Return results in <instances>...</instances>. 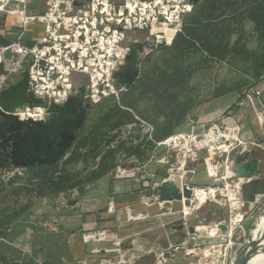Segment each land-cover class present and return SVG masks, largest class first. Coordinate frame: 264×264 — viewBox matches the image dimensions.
<instances>
[{
	"label": "rangeland",
	"instance_id": "374dc122",
	"mask_svg": "<svg viewBox=\"0 0 264 264\" xmlns=\"http://www.w3.org/2000/svg\"><path fill=\"white\" fill-rule=\"evenodd\" d=\"M184 6L190 9L179 17L180 27L175 33L169 31L168 35H162L164 39L161 43H157L149 31L133 36L132 39L137 40L134 43L142 44V52L138 55L137 80L128 90L118 93V97L109 96L95 105L94 133L89 110L86 118L88 126L81 146L72 152L62 166L59 165L69 152L51 171L36 174L25 170L12 171V168L0 171V239L4 236V230H10L12 225H26L32 206L40 200L47 201L58 210L67 201L76 198L77 202H85L98 195L97 192H103L105 185L101 184L112 178L111 174L116 168L125 165L136 155L131 152L133 148L151 150L154 143L173 134L157 141V137H162L161 134L168 129L167 123L173 121L178 122V127L185 126L190 119H196L200 107L221 98L235 97V106L240 107L244 98L261 97L264 93V0H184ZM140 76V81L149 84L126 96L127 104L121 102L123 111L116 115L109 113V102L103 101L112 98L117 102L119 96L129 91ZM152 87L156 88V95L148 92ZM169 95L173 97L167 98ZM177 128L174 126L175 132ZM258 143L261 148L255 151L259 150L264 158V144ZM238 151L239 148L231 159ZM203 155H200L196 165L198 171L192 182L193 187L208 188L212 184V179L206 176ZM233 167L229 174L238 177L240 183L256 177L252 174L242 178ZM246 183L241 185V197L244 202L254 204L250 215L237 227L242 212L239 211L241 204H237L240 188L236 186L228 190L234 206L231 223L220 221L222 225L209 228H219L217 234L225 237H205L201 232L209 229L197 228L208 226L207 223L193 221L192 218L185 222L177 221V217H174L175 223L165 226L167 228L161 233L162 242L155 243V236L149 239L155 249L147 245L138 252L146 251L151 255L149 264H152L155 251L181 241L185 243L183 253L189 251L191 246L196 248L190 262L202 264L205 259L203 250L210 244L221 248L216 256L218 264L223 260H226V264H232L238 248L246 251L256 239L260 218L264 216V176L259 171L258 177ZM206 197L207 194H203V201ZM152 207L158 213V208L155 205ZM207 209L198 212L197 217L206 216ZM263 240L264 231L257 242ZM131 254L130 264H137L139 256L134 252ZM258 254L259 251H255L249 264L257 263Z\"/></svg>",
	"mask_w": 264,
	"mask_h": 264
},
{
	"label": "built area",
	"instance_id": "2783aa9c",
	"mask_svg": "<svg viewBox=\"0 0 264 264\" xmlns=\"http://www.w3.org/2000/svg\"><path fill=\"white\" fill-rule=\"evenodd\" d=\"M76 1L81 4L73 5L72 1L67 0H47L46 10L42 14H34L28 11V0H0V13L13 16L19 25L39 23L43 26L41 37L30 47L20 40L0 44V64H3L7 55L12 57L6 70L0 73V91L7 87L9 81L15 82V76L26 71L29 91L47 107L62 104L82 85L85 86V101L90 105H96L109 96L118 97L121 91L116 89L113 75L124 64L128 44L137 41L132 39L133 36L149 31L155 41L161 43L164 39L162 35H168L169 31L175 33L180 27L179 17L190 9L184 6V0ZM235 108L234 105L224 117L208 125L190 119L185 124L186 129L174 132L163 141L153 142L151 150L142 151L139 156L116 168L111 174L112 179L136 180L142 192V204L147 207L155 205L158 208L157 217H177V221L185 222L190 218L196 219L198 212L211 205L210 210H215L213 216L218 215L214 221L209 220V211L205 221L197 217V220L207 223L208 226L199 227L205 229L222 225L220 221L231 223L234 206L228 190L237 186L240 188L237 204H241L239 211L242 212L239 227L250 215L252 204L244 202L241 197V185H245L246 181L240 183L229 172L238 154L254 152L261 146L255 138L246 136L244 124L235 116ZM13 115L19 120L40 121L48 113L46 107L38 105L17 109ZM238 148V154L231 159ZM202 154L206 176L212 179L208 188L192 186L198 171L196 165ZM167 184L174 185L181 196L180 200L159 199V187ZM184 190L190 192L189 197H184ZM212 191L213 197L197 206L198 197ZM245 207L247 210L244 211ZM124 213L127 220L148 217V214L134 215L129 207L124 209ZM173 221L167 225L174 224ZM96 235L90 232L84 234L83 238L95 239ZM221 236L208 237L216 239ZM184 248L185 243L179 241L159 249L153 253L152 264H172L176 255L185 251ZM220 250L218 246H205L202 264H218L216 256ZM195 253V246L185 252L189 261ZM119 255L116 260L103 259L97 264H130L131 258ZM219 264H226V260Z\"/></svg>",
	"mask_w": 264,
	"mask_h": 264
},
{
	"label": "crops",
	"instance_id": "0c3cea01",
	"mask_svg": "<svg viewBox=\"0 0 264 264\" xmlns=\"http://www.w3.org/2000/svg\"><path fill=\"white\" fill-rule=\"evenodd\" d=\"M46 2L47 0H28V11L42 14L46 10ZM42 32L43 26L39 23L22 26L13 16L0 13V44L20 40L30 47L41 37ZM11 58L9 55L5 57L3 64H0V73L6 70ZM19 78L20 75L15 76V82ZM15 82L9 81L7 87ZM244 100L240 107L236 106L235 116L244 124L246 136H252L264 144V119H261L264 118V93L261 97L259 95ZM235 103V97L207 103L198 109L195 121L204 125L218 121ZM184 129L186 126L178 127L176 131ZM253 155L259 161V171L263 177L264 158L260 156L259 150L253 152ZM104 182L101 184L105 185L103 192L96 191L98 195L85 202L78 201L75 205H68L67 201L58 210L45 200L34 204L28 223L8 231L9 235L1 240L0 264H97L103 259L116 260L119 254L131 258L132 252L139 256L137 264H149L151 255L146 251H138L147 245L155 249L149 239L155 236V243L162 242L161 233L174 217H157L155 207L144 206L141 201L142 192L136 180L115 181L110 178ZM202 202L203 194L198 197L197 206ZM126 207L132 209L133 213L148 214V217L127 220L124 213ZM207 211L210 212V207ZM206 216L201 215L200 219L205 221ZM210 217L209 220L214 221L218 215L214 217L211 214ZM191 220L196 221L197 217ZM218 231L219 228L209 229L201 234L211 236ZM90 232L97 233L95 239L85 240L83 235ZM172 264L192 263L181 252L176 255Z\"/></svg>",
	"mask_w": 264,
	"mask_h": 264
},
{
	"label": "water",
	"instance_id": "95a60500",
	"mask_svg": "<svg viewBox=\"0 0 264 264\" xmlns=\"http://www.w3.org/2000/svg\"><path fill=\"white\" fill-rule=\"evenodd\" d=\"M67 1H72L73 5L81 4L76 0ZM141 52V43L128 44V55L124 64L113 75L117 90H128L137 80L138 55ZM38 105L47 108L48 117L44 120H19L13 115L17 109ZM90 109L91 105L85 101L84 85L62 104H51L47 107L43 101L35 99L29 91L28 74L26 71L23 72L14 84L0 91V169L57 166L75 143ZM233 168L242 178L252 174L258 177L259 161L254 158L253 151L245 152L235 157ZM158 195L161 201L181 198L177 189L171 184L161 185ZM189 196L190 192L184 190V197ZM76 203L75 198L69 201L68 205ZM252 205L251 209H253ZM210 212L215 215L213 208ZM254 254V250L245 251L238 248L232 264H249L250 257Z\"/></svg>",
	"mask_w": 264,
	"mask_h": 264
},
{
	"label": "trees",
	"instance_id": "16d2710c",
	"mask_svg": "<svg viewBox=\"0 0 264 264\" xmlns=\"http://www.w3.org/2000/svg\"><path fill=\"white\" fill-rule=\"evenodd\" d=\"M140 79H141V76L139 77V80L135 83V85L129 91H127V92H125V93H123L122 95L119 96V99H118L117 102L114 101V99H112V98H109V99L103 101V103L109 102V103H107L109 105V113L111 112V114L116 115L117 112L123 111L122 107H124V105L122 103H126V101H125L126 100V96H128L129 93H131L134 90H137V91L142 90L144 85H148L149 84V83H147V81H140ZM148 92H150L153 95H156V88L152 87L151 89L148 90ZM162 94L164 95V91H162ZM165 94H167V93L165 92ZM172 97H173L172 95L167 96V98H172ZM96 107L97 106L93 105L91 107V111H90L91 121H92V133L95 132L94 131L95 130V117H94V115H95V108ZM118 122H120V121L118 120ZM110 125H112V123H110ZM167 125L169 126V127H167L168 129L163 134H161L162 137H160V138L157 137V139H158L157 141H160L165 136L174 133L175 132L174 126H175V128H177L179 126L178 122L174 123L173 121H172V123H167ZM87 126H88V122H86L85 125L83 126L79 136L77 137L75 143L73 144L72 148L70 149L67 158L59 166H62L68 160V158L70 157L72 152L76 148H79L81 146L80 145L81 144V140L84 137V134H85ZM115 126H117V125H115ZM131 152H134L137 156H139L142 153V152H139L138 148H133V150H131ZM56 168L57 167H53V166H41V167H35V168L26 169L25 172H30V173H35L36 174V173H39V172L42 173V172H46V171H51V170L56 169ZM17 226H19V224L18 225H12L10 230H6V231L4 230V233H3L4 236L1 237L0 242H1L2 239L6 238L7 235H9L8 231H12L13 228H15ZM0 259H1V257H0Z\"/></svg>",
	"mask_w": 264,
	"mask_h": 264
},
{
	"label": "bare ground",
	"instance_id": "6f19581e",
	"mask_svg": "<svg viewBox=\"0 0 264 264\" xmlns=\"http://www.w3.org/2000/svg\"><path fill=\"white\" fill-rule=\"evenodd\" d=\"M238 180H239V178H238ZM213 193H214V191H212V193H210L209 195H207L206 199L212 198L213 197ZM211 227H216V226H211ZM201 229L203 230L205 228H198V230H201ZM263 231H264V216H262L260 218V222L258 224V229H257V232L255 234V236H256L255 238L256 239H254L253 242L247 247V249L249 251H252V250L259 251L258 260H257V263L256 264H264V240L261 241V243L257 242L258 238L261 236V234L263 233Z\"/></svg>",
	"mask_w": 264,
	"mask_h": 264
}]
</instances>
